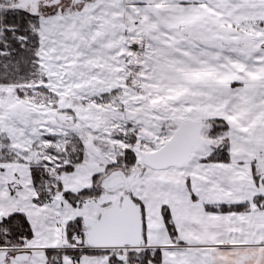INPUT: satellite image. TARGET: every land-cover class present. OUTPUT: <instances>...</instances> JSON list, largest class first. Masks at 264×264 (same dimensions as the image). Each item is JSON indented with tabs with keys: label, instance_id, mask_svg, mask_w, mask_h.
Masks as SVG:
<instances>
[{
	"label": "snow or ice",
	"instance_id": "obj_1",
	"mask_svg": "<svg viewBox=\"0 0 264 264\" xmlns=\"http://www.w3.org/2000/svg\"><path fill=\"white\" fill-rule=\"evenodd\" d=\"M0 264H264V0H0Z\"/></svg>",
	"mask_w": 264,
	"mask_h": 264
}]
</instances>
